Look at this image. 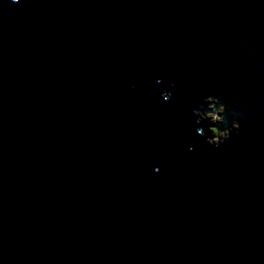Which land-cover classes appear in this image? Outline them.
Returning a JSON list of instances; mask_svg holds the SVG:
<instances>
[{"label": "water", "instance_id": "obj_1", "mask_svg": "<svg viewBox=\"0 0 264 264\" xmlns=\"http://www.w3.org/2000/svg\"><path fill=\"white\" fill-rule=\"evenodd\" d=\"M0 264H264V0H0Z\"/></svg>", "mask_w": 264, "mask_h": 264}, {"label": "clouds", "instance_id": "obj_2", "mask_svg": "<svg viewBox=\"0 0 264 264\" xmlns=\"http://www.w3.org/2000/svg\"><path fill=\"white\" fill-rule=\"evenodd\" d=\"M11 3H19V0H11ZM157 83L159 84L161 81L157 80ZM169 87H174V84H170ZM159 97L163 102L169 103L172 93L162 90L159 93ZM235 107L234 102L227 97L222 98L219 95L211 94L202 96L195 107L191 109V114L195 117L194 123L201 125V127L195 128V135L203 139L207 145L216 147L228 142L230 138H235V135H238V130L241 128V123L236 119L235 115H228L229 127L216 126L217 124L223 126L225 123V113ZM234 133L235 135H232ZM189 151H192V149L189 148ZM153 171L158 172L159 168H153Z\"/></svg>", "mask_w": 264, "mask_h": 264}]
</instances>
